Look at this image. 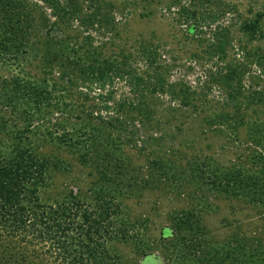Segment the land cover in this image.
Returning a JSON list of instances; mask_svg holds the SVG:
<instances>
[{
	"label": "rangeland",
	"instance_id": "rangeland-1",
	"mask_svg": "<svg viewBox=\"0 0 264 264\" xmlns=\"http://www.w3.org/2000/svg\"><path fill=\"white\" fill-rule=\"evenodd\" d=\"M11 1L41 22L14 53L0 13V154L19 139L46 160L39 201L99 215L105 198L121 263L264 264V0ZM208 170L253 176L262 200L212 188ZM26 235L18 264H39L33 247L68 264L56 238Z\"/></svg>",
	"mask_w": 264,
	"mask_h": 264
},
{
	"label": "trees",
	"instance_id": "trees-1",
	"mask_svg": "<svg viewBox=\"0 0 264 264\" xmlns=\"http://www.w3.org/2000/svg\"><path fill=\"white\" fill-rule=\"evenodd\" d=\"M9 1L0 0V13L3 14L1 18L3 19L2 22L4 21L2 25H5L7 32H9V35L4 36L2 39L10 41L9 39L12 36L14 41L13 43L11 41L10 46H13L15 53V50L22 47L18 37L22 35L28 42V39L24 36L23 28H35L41 21L38 19L37 22L28 13L22 12L24 2L17 1L14 3ZM48 3L54 13L56 5L51 0H48ZM59 7L64 15L70 18L77 16L76 9L70 7L69 2L65 1L63 6L60 5ZM62 13L60 15L54 14L56 20L51 23L52 27H58V23L67 25L63 20ZM51 26L46 27V33L52 28ZM255 27L254 23L245 24L248 33H254ZM47 44L52 46L55 43L47 41L45 45ZM29 48L31 49V46ZM43 54H47L49 58L59 62L61 50L60 48L47 49ZM15 57H17L16 54ZM98 74H101V72ZM230 94L233 96L232 93ZM12 95H7L8 99L5 101L13 102L14 95ZM236 127L237 124L233 126V128ZM153 163L159 167L158 169H164L160 161L157 160ZM47 168L46 160L37 157L28 144H20L19 139L5 156L0 154V243L6 241L5 245L0 244V247L3 248L4 246V249L0 248V253L6 251V253H3L6 258L0 257V264H18L16 262L19 259L18 250L22 252L23 249L25 251V246H21V243L30 241L26 239V233L33 236L32 238L50 240L53 243L56 238L57 243L55 244L58 245L60 252L69 255L66 259L68 264H134V262L121 263L119 256L112 253L108 246H104L103 240L107 239V234L111 231L109 225L112 223V219L108 216L111 213L105 208V198L102 201L104 208H102L103 210L99 215L95 214V204L83 203L77 198L74 199V196H70L72 200L67 201L60 200L48 203L39 201V188L45 184V179L49 177L51 171L47 172ZM215 171L208 170V175L206 174V182L212 188L221 189L224 194L231 193L248 202L262 200L259 183L255 181L253 176L252 178L247 176V179H242V185L237 187L239 180H235L230 172L219 171L217 173ZM45 172L47 173L45 174ZM69 194L73 195L71 190H69ZM114 229H117V227ZM53 234H57V236ZM77 248L80 252L74 255ZM186 250L193 252L192 246L189 250ZM187 251L186 253H188ZM35 252L38 254L39 264H46V259H42V256H39V250L33 247L32 253ZM70 252L73 253L70 254ZM207 253L208 250L206 252L199 251L197 255L202 259L204 256L209 259L210 256L207 257Z\"/></svg>",
	"mask_w": 264,
	"mask_h": 264
}]
</instances>
